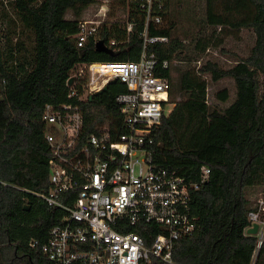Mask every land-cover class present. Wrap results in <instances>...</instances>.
Wrapping results in <instances>:
<instances>
[{
  "label": "trees",
  "instance_id": "trees-1",
  "mask_svg": "<svg viewBox=\"0 0 264 264\" xmlns=\"http://www.w3.org/2000/svg\"><path fill=\"white\" fill-rule=\"evenodd\" d=\"M216 1L208 0L212 26L228 23L237 30L250 29L255 36L249 55L229 69L209 61L198 69H178L174 84L173 62L181 58L184 46L173 34V23L167 21L171 0L162 24L150 28L151 36L168 39L151 51L171 63L163 76L171 81V103L175 104L152 133L154 162L193 183L200 182L202 167L210 169L190 203L197 229L191 237L175 242L173 264H252L257 246V237L246 234L248 215L256 210L246 190L264 186V0L228 2L226 12L235 14V20L213 14L211 6ZM97 2L14 0L22 28L19 38L12 41L1 28L7 14L0 0V264H51L41 247L64 214L35 195L50 191L51 151L44 140L47 126L42 120L45 106L77 103L68 98V83L78 64L139 59L143 17L133 5L129 20L135 28L130 37L118 24L105 25L100 31L106 46L118 43L110 53L97 52L93 41L77 48L78 20H67L65 15L72 11L80 18ZM27 32L33 36L31 54L22 36ZM207 75L213 82L230 78L235 83V99L223 111L208 104ZM86 83L82 77L72 85L82 94ZM124 92L125 85L113 80L106 90L78 103L84 117L78 148L92 135L107 131L117 139L125 132L115 101ZM217 98L227 102L228 91L218 92ZM143 226L127 232L141 235L150 245L157 231L151 225ZM32 241L38 243L35 249L30 247ZM151 264L166 263L154 260ZM254 264H264V242Z\"/></svg>",
  "mask_w": 264,
  "mask_h": 264
},
{
  "label": "built area",
  "instance_id": "built-area-1",
  "mask_svg": "<svg viewBox=\"0 0 264 264\" xmlns=\"http://www.w3.org/2000/svg\"><path fill=\"white\" fill-rule=\"evenodd\" d=\"M167 1L126 0L121 22L110 20V10L104 5L96 11L87 8L78 20L74 36L78 49L90 41L96 46L105 25L118 24L130 37L135 28L129 20L133 5L143 17L139 33L142 49L137 61L78 64L82 69L78 75L72 72L71 78L85 77L87 83L82 94L75 84L70 86L68 98L77 103L47 104L44 108V140L51 151L50 191L35 195L64 214L41 247L51 264H151L154 260L173 264L175 242L191 237L197 229L190 203L193 193L208 179L210 169L202 167L200 182L193 183L158 166L153 159L152 133L175 106L170 97L171 81L163 76L171 63L151 51L153 46L168 42L167 38L150 35L152 26L162 24ZM112 46L118 43L112 41L107 47ZM113 80H120L126 87L115 100L125 132L117 139L107 131L92 135L78 148L84 126L78 103L101 92ZM248 221L246 231L254 224L259 226L254 264L264 242V200L258 201ZM143 225L157 231L150 245L141 235L127 232L130 228H146ZM37 245V241L30 243L31 249Z\"/></svg>",
  "mask_w": 264,
  "mask_h": 264
},
{
  "label": "rangeland",
  "instance_id": "rangeland-1",
  "mask_svg": "<svg viewBox=\"0 0 264 264\" xmlns=\"http://www.w3.org/2000/svg\"><path fill=\"white\" fill-rule=\"evenodd\" d=\"M97 1L96 4L88 8V11H96L97 8L104 5L110 10V20L121 22L124 19L125 2L123 0ZM230 1L218 0L214 2L211 6L213 14L221 15L224 18L231 17L235 20V14H227L225 9V5ZM2 2L5 3L3 6L7 17H3L1 28L4 29V34H9L10 39L15 41L19 38L22 26L19 24L14 10V0H2ZM208 14V0H171L167 21L168 24L173 23V34L184 46L181 58L173 62L174 84L179 75L178 69L183 71L198 69L208 61L217 63L222 69H229L235 65L239 58L247 57L255 44V36L250 29L237 30L228 23L225 26H212L209 23ZM65 18L67 20H79L81 17L76 18L72 11H68ZM22 36L27 54H31L34 46L33 36L30 32L23 33ZM81 69L82 65H78L73 74L78 75ZM206 80L208 82L207 101L209 106L223 111L235 98L234 81L225 78L213 82L210 75L206 76ZM222 90H227L229 94V99L225 103L217 98V93ZM175 99L178 100V96ZM246 195L256 207L259 200H264V186L249 188L246 190Z\"/></svg>",
  "mask_w": 264,
  "mask_h": 264
},
{
  "label": "water",
  "instance_id": "water-1",
  "mask_svg": "<svg viewBox=\"0 0 264 264\" xmlns=\"http://www.w3.org/2000/svg\"><path fill=\"white\" fill-rule=\"evenodd\" d=\"M95 47H96L97 52H105V53L111 52V49L108 48L102 40L97 41ZM72 83H73V79L71 78L69 80L68 85L72 86ZM106 89H107V86L103 90H106ZM258 229H259V226L257 224H254L251 229H248L246 231V233H247V235H250V236H256L258 233Z\"/></svg>",
  "mask_w": 264,
  "mask_h": 264
},
{
  "label": "crops",
  "instance_id": "crops-1",
  "mask_svg": "<svg viewBox=\"0 0 264 264\" xmlns=\"http://www.w3.org/2000/svg\"><path fill=\"white\" fill-rule=\"evenodd\" d=\"M230 79V78H229ZM236 94V93H235ZM235 99V98H234ZM234 101V100H233Z\"/></svg>",
  "mask_w": 264,
  "mask_h": 264
}]
</instances>
